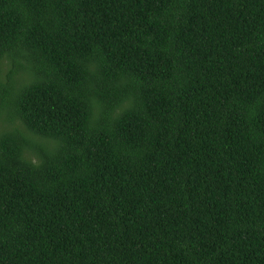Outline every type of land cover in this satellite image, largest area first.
I'll use <instances>...</instances> for the list:
<instances>
[{"label": "trees", "instance_id": "16d2710c", "mask_svg": "<svg viewBox=\"0 0 264 264\" xmlns=\"http://www.w3.org/2000/svg\"><path fill=\"white\" fill-rule=\"evenodd\" d=\"M0 264H264V0H0Z\"/></svg>", "mask_w": 264, "mask_h": 264}]
</instances>
